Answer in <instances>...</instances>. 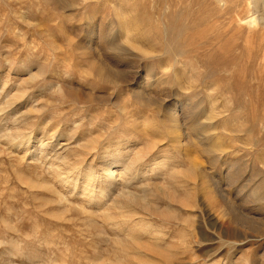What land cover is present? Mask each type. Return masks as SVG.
<instances>
[{"label":"rangeland","instance_id":"374dc122","mask_svg":"<svg viewBox=\"0 0 264 264\" xmlns=\"http://www.w3.org/2000/svg\"><path fill=\"white\" fill-rule=\"evenodd\" d=\"M0 264H264V0H0Z\"/></svg>","mask_w":264,"mask_h":264},{"label":"bare ground","instance_id":"6f19581e","mask_svg":"<svg viewBox=\"0 0 264 264\" xmlns=\"http://www.w3.org/2000/svg\"><path fill=\"white\" fill-rule=\"evenodd\" d=\"M214 1L217 4H220L222 2V0H214ZM260 1L261 0H252V2L255 5L258 4ZM261 22H263V21H261ZM256 24H258V19L256 17L255 18H250L247 21V25L248 26H251V25L254 26ZM175 106H177V105H175ZM173 115H175V113H173L172 116ZM11 135H13V134H11ZM29 135H30V133H29ZM27 136L25 137L24 133H21V132L17 133L16 132V134L13 137V139H14L13 143L16 144L15 147L18 148V145L20 147L24 143L29 142V141H27L28 140ZM28 137H30V136H28ZM32 137H30V138L32 139ZM26 138H27V140H26ZM8 141H10V140H8ZM10 142H12V141H10ZM37 142H39V140ZM25 147H27V146L25 145ZM119 151H120V149H119ZM119 151H117L113 147H108V148L104 149V151L100 155V158H101V165H100L101 170H100V173L94 172L93 169L91 168V165L89 166L88 172L86 174H84L86 176L84 178L86 182H85L84 185H82V188H83L82 194H84V195H86V196H88L90 198L92 196H94V195H97V196H100L103 199L108 194H110L111 192H114L116 189H118V187L120 185H123L129 178H131V170H129L128 168L119 169V167H118V160L115 158L116 156H114V153H119ZM160 165H161V163H158V162L152 163V165H150L149 171L146 170L148 168V165H143L145 170L143 169L141 173H142V175L143 174H148V173L155 174L156 170L158 169L157 167L158 166L161 167ZM56 169L59 170V168H56ZM71 170H73V169H71ZM74 170H76V169L74 168ZM60 171H59V174H60ZM81 172L82 171H80V173ZM67 174H72V173L69 172ZM77 175H79V174H77ZM64 176H65V178H62L61 182L67 183L69 180H71L73 182L75 181L74 189H76L77 188L76 187L77 186L76 182H77L78 178H75L76 176H74V175H72V176H74V178H72L71 175H68V176L64 175ZM97 182L99 183L98 185H96ZM166 194H168L166 191L163 194L162 193H159V194L153 193V195H151L152 199H148L147 198V196H149V194L148 195L145 194L144 196H136V195L130 194L126 190H124L120 194H117V196H119L120 199L121 198L130 199L131 202H133L135 205H137L138 207H140L142 210L145 211L143 213L131 212L130 213L131 216H125L123 221L130 224V223H134L135 220L138 218L139 223H141L143 226L132 228L133 231L138 232L140 230H144V229L148 230L150 228H153V226L150 224V221H152L154 219H156V220H159V219L161 220L162 219L163 221H165L167 219H170L169 217H171V215H169L168 210L163 211L160 208H158L157 205H156L157 204L156 202H157L158 198H160V197L164 198V196H167V197L170 196L169 194L168 195H166ZM61 200H64V198L61 197ZM131 217H137V218L135 220H133V219H131ZM108 220L113 222L114 218L110 216ZM114 226L119 229L118 225L114 224ZM134 226H136V224ZM160 234H162V230H160L157 234L151 235V236L154 237L155 239H162L163 236L160 235Z\"/></svg>","mask_w":264,"mask_h":264}]
</instances>
